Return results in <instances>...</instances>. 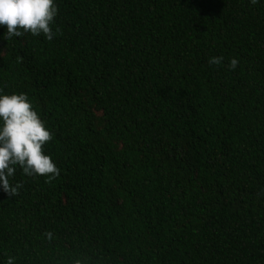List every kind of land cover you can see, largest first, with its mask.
<instances>
[{
    "label": "trees",
    "instance_id": "1",
    "mask_svg": "<svg viewBox=\"0 0 264 264\" xmlns=\"http://www.w3.org/2000/svg\"><path fill=\"white\" fill-rule=\"evenodd\" d=\"M55 3L0 37L60 169L0 190V264H264V0Z\"/></svg>",
    "mask_w": 264,
    "mask_h": 264
},
{
    "label": "clouds",
    "instance_id": "2",
    "mask_svg": "<svg viewBox=\"0 0 264 264\" xmlns=\"http://www.w3.org/2000/svg\"><path fill=\"white\" fill-rule=\"evenodd\" d=\"M57 14L55 0H0V29H3L0 37L11 39L30 33L51 41L58 32L52 28ZM222 60L223 57H211L208 62L219 65ZM238 63V59L232 58L229 70L234 71ZM52 138L27 94L9 95L0 90V190L11 196L18 194L22 185L10 183L18 167L29 177L47 176L48 180L58 177L60 169L43 150ZM47 235L51 237V233ZM6 264H14V258L9 257Z\"/></svg>",
    "mask_w": 264,
    "mask_h": 264
}]
</instances>
